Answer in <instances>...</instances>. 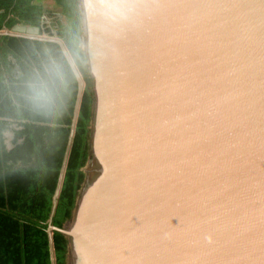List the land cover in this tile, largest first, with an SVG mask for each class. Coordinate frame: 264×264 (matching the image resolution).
<instances>
[{"label": "water", "instance_id": "95a60500", "mask_svg": "<svg viewBox=\"0 0 264 264\" xmlns=\"http://www.w3.org/2000/svg\"><path fill=\"white\" fill-rule=\"evenodd\" d=\"M105 2L130 7L94 6ZM78 7L93 104L85 178L61 227L52 216L85 82L56 35L0 30L58 43L78 82L51 264L53 231L68 240L66 264H264V0Z\"/></svg>", "mask_w": 264, "mask_h": 264}, {"label": "trees", "instance_id": "16d2710c", "mask_svg": "<svg viewBox=\"0 0 264 264\" xmlns=\"http://www.w3.org/2000/svg\"><path fill=\"white\" fill-rule=\"evenodd\" d=\"M53 1L66 21L41 0H0V30L22 24L56 35L85 82L52 216L61 227L71 217L85 178L93 93L81 48L78 0ZM43 14L50 24L41 22ZM77 94L76 76L58 43L0 35V264H51L47 220ZM6 132L12 133L10 146ZM52 239L55 263L66 264L67 238L53 231Z\"/></svg>", "mask_w": 264, "mask_h": 264}, {"label": "rangeland", "instance_id": "374dc122", "mask_svg": "<svg viewBox=\"0 0 264 264\" xmlns=\"http://www.w3.org/2000/svg\"><path fill=\"white\" fill-rule=\"evenodd\" d=\"M41 2L43 3L44 8L47 9L48 11H51L53 14L56 15V14L60 13L59 8L55 5L53 0H41ZM45 16H46L45 21L50 23L52 19L50 17H48L47 15H45ZM14 32L26 34V35H32V36H36V37H49L46 34H41V33H39V31H36L35 29L29 28L27 26H17L16 29L14 30Z\"/></svg>", "mask_w": 264, "mask_h": 264}, {"label": "snow or ice", "instance_id": "6c2138e0", "mask_svg": "<svg viewBox=\"0 0 264 264\" xmlns=\"http://www.w3.org/2000/svg\"><path fill=\"white\" fill-rule=\"evenodd\" d=\"M94 6L98 8H111V9H121V8L130 7V5L119 2H105L103 4H97Z\"/></svg>", "mask_w": 264, "mask_h": 264}, {"label": "flooded vegetation", "instance_id": "af4514ba", "mask_svg": "<svg viewBox=\"0 0 264 264\" xmlns=\"http://www.w3.org/2000/svg\"><path fill=\"white\" fill-rule=\"evenodd\" d=\"M55 16H57L58 18H60V19H62V17L60 16V14H56ZM52 21V20H51ZM44 22H46L47 24H50V23H48L47 21H44Z\"/></svg>", "mask_w": 264, "mask_h": 264}]
</instances>
